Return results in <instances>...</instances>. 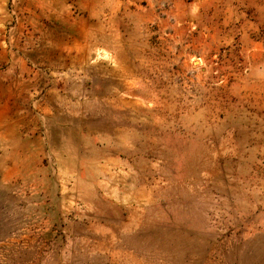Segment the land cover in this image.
Returning <instances> with one entry per match:
<instances>
[{
	"label": "rangeland",
	"instance_id": "374dc122",
	"mask_svg": "<svg viewBox=\"0 0 264 264\" xmlns=\"http://www.w3.org/2000/svg\"><path fill=\"white\" fill-rule=\"evenodd\" d=\"M0 264H264V0H0Z\"/></svg>",
	"mask_w": 264,
	"mask_h": 264
}]
</instances>
